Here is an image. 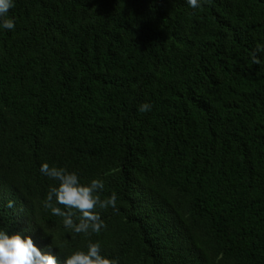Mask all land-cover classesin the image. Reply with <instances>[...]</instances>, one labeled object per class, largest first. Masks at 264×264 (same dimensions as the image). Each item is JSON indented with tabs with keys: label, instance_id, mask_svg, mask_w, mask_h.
<instances>
[{
	"label": "trees",
	"instance_id": "16d2710c",
	"mask_svg": "<svg viewBox=\"0 0 264 264\" xmlns=\"http://www.w3.org/2000/svg\"><path fill=\"white\" fill-rule=\"evenodd\" d=\"M8 17L0 230L58 264L90 241L119 264H264V0H14ZM43 163L117 194L105 229L43 207Z\"/></svg>",
	"mask_w": 264,
	"mask_h": 264
},
{
	"label": "clouds",
	"instance_id": "9594fccd",
	"mask_svg": "<svg viewBox=\"0 0 264 264\" xmlns=\"http://www.w3.org/2000/svg\"><path fill=\"white\" fill-rule=\"evenodd\" d=\"M187 4L197 9L203 4H211L212 0H186ZM14 7V0H0V28L14 30L15 22L8 17V12ZM258 53H264V43L257 44L251 53V63L260 64ZM140 113L151 111L149 103L138 106ZM40 172L57 184L50 186L43 207L51 211L54 216L62 217V223L66 230L75 234L91 236L99 234L107 226L97 208L107 210L112 208L118 212L117 194L113 192L109 197L102 199L100 193L104 189V183L100 179H93L87 185L81 184L79 176L75 172H69L66 168L50 166L43 163ZM57 205H62L67 211H62ZM13 201H8L7 207L12 208ZM75 210V211H74ZM75 212H79L78 222L73 219ZM101 244L89 242L87 251H75L67 256L64 264H119L116 258L109 259L101 255ZM0 264H58L56 256L50 252L42 253L34 244L31 236H22L19 232L9 235L0 230Z\"/></svg>",
	"mask_w": 264,
	"mask_h": 264
}]
</instances>
